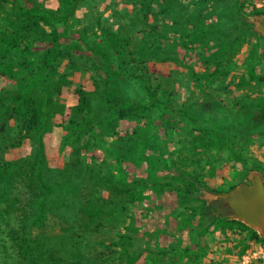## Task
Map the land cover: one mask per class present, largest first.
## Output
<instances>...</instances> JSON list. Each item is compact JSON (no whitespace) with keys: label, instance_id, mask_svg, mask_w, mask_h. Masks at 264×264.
<instances>
[{"label":"rangeland","instance_id":"rangeland-1","mask_svg":"<svg viewBox=\"0 0 264 264\" xmlns=\"http://www.w3.org/2000/svg\"><path fill=\"white\" fill-rule=\"evenodd\" d=\"M34 1L47 10L59 8L58 0ZM10 5L0 7V31H11ZM39 15L54 24L59 49L76 65L65 70L68 59L61 60L58 72H66L71 85L62 87L58 101L74 106L73 90L79 86L95 93L82 115L72 117L65 110L63 116L47 119L53 126L43 135L45 167L37 174L29 169L17 174L11 168L9 178L0 183V264H196L194 258L182 261L183 241L174 231L176 224L167 225V217L196 210L201 201L227 198L232 189L255 178L264 182V123L259 113L264 84L235 87L241 97L235 102L225 95L222 108L200 107L201 99L215 97V88L225 92L241 78L264 76V0H76L74 14L64 25H56L45 12ZM104 30L128 39L124 58L129 71L143 76L126 82L123 92L139 107L122 120L118 111L128 105L104 103L107 71L89 51L92 44H100ZM28 42L31 53L9 59L13 70L22 72L20 79L0 77V124H7L0 134V161L18 166L32 163L35 143L23 139L15 120L4 121L1 106H13L10 99L39 73L42 55L51 48L45 39ZM128 52L135 54L136 65ZM115 62L110 69L116 70ZM25 66L29 68L23 71ZM45 87L35 90L42 95ZM252 93L256 99L248 106L245 99ZM153 98L157 104L150 108ZM245 111L261 119L258 128L243 124ZM222 138L232 140L234 150L206 147ZM180 171L193 173L183 182ZM192 179L197 180L196 192L185 209L176 193L186 190ZM217 188L219 193L210 191ZM87 200L102 212L95 218L99 227L84 231L80 210ZM196 220L194 234L209 222L201 216ZM237 223L234 232L251 238L252 232ZM121 236L130 239L129 246Z\"/></svg>","mask_w":264,"mask_h":264},{"label":"trees","instance_id":"trees-1","mask_svg":"<svg viewBox=\"0 0 264 264\" xmlns=\"http://www.w3.org/2000/svg\"><path fill=\"white\" fill-rule=\"evenodd\" d=\"M20 1L21 0H0V7H2V5L11 4L8 9L9 12H7L8 18L11 17L8 21V27L11 31H0V77L15 81L20 79L22 72H15L9 59L14 54L31 53L32 50L31 45L28 42L29 39H45L51 48L46 50L42 55L41 63L37 68L39 73L35 74L29 83L25 82V84L22 85L21 91L14 94L10 99L13 106H7L5 103L1 106V108L4 109V121L15 120L19 127V133L22 134L23 139L34 142L35 147L32 151V157H29L33 160L30 164L26 163L18 166L17 163L0 161V183L9 178L11 168H16L17 174L24 173L26 169L37 174L41 166L45 167L46 158L43 135L48 130L52 129L53 126L51 123H47V119H53L55 116L64 115L66 107L58 101L57 97H60L63 86L71 85V82L66 80V72L59 74L58 67L63 59H68V64L64 66L65 70L72 71L76 67V65L70 61V56L64 57L62 51L59 49L60 36L54 24L47 17L39 15V12H45V14L49 16L56 25H64L67 23L69 15L72 16L74 14L76 0H58L59 8L56 10H47L37 4L34 0H26L25 4L21 6L19 5ZM42 26L50 28L51 31L49 33L45 32ZM101 36L102 40L100 44H92L89 51L92 52L93 59L100 65L101 69L107 71V80L104 82V103L110 106L119 104L128 105L126 108L118 111V119L122 120L126 116L135 113L138 110L139 103L136 102L135 99H132V95L130 93L128 94V91L126 93L121 91L120 79L125 80L126 82H131L141 80L143 76H135V74H132L129 71V63L124 58L125 48L128 47V39H124L110 30L102 31ZM74 46L79 48L78 44H74ZM226 49L227 47L225 48V46H223V52L226 51ZM134 55L135 54L132 52L127 53L128 59H131V63L136 65ZM114 59L116 60L115 63H117V66L115 67L116 70L110 69V63L112 64ZM220 65L221 63L217 64L218 67H220ZM28 68L29 66H25L23 71H26ZM54 76H57V79L54 81L55 85H52V79ZM111 78L113 79V83L110 82ZM254 82L264 84V76L256 78L255 75L251 74L249 80L241 78L239 84L235 87H246ZM43 84H46V87L43 88L44 93L39 95L35 88ZM110 87H112V91L109 90ZM93 93L95 92H88L81 86L73 90L76 104L68 109L72 117L82 115L89 109L91 105L90 96ZM156 104L157 102L153 98L150 108L154 107ZM242 110H246L245 105L242 106ZM245 112L247 117L243 124L249 129L258 128V126L261 125V119L256 116L254 111ZM259 113L262 115L264 123V108H261ZM72 119L73 118H71L70 124L75 125V121H72ZM251 120L253 121L251 122ZM242 127L245 126L243 125ZM6 130V122L0 124V134L4 133ZM19 145L20 142L16 144L15 148ZM235 146V143L227 138L218 139L216 142L211 141L206 145L207 148H226L231 151L234 150ZM190 173L193 172L180 171L179 177L183 182H186L191 175ZM37 177H39V174ZM192 180L193 182L188 184L189 187L186 190L176 193L179 205L183 206L185 209L188 206L187 204L193 200L192 193L194 191L196 192V183L194 184L195 179ZM204 188L208 190L206 185H204ZM220 190V188H217L210 191L213 193H219ZM232 191L233 189L231 192ZM120 194L122 193L120 192ZM216 205L215 202L207 204L203 201L197 205L196 210H189V213L185 212L183 215L180 214V221L177 222V230L182 231L185 227H188L189 232H191L195 226L194 222L198 221L196 220L197 217H203L207 210L219 211V208ZM80 211L84 217V224L81 227L84 231H89L92 227L94 229L99 227V223L95 226V218L102 212L101 208L97 209L87 200ZM225 212L226 211H224L223 214L220 213L223 217H214L212 220L211 224L215 227L214 230L227 228L230 231H234V227L240 225L233 220H227L224 217ZM98 219H100V216ZM207 231L208 229L204 228L197 232V236L201 238L204 233H207ZM121 238L123 241L122 243L125 246L130 245V239L128 237L121 236ZM251 238L257 240V235L252 233ZM196 248L197 250H194L186 246L181 253L182 261L187 257L194 258L196 264H204L200 260H202L205 254V249L200 243H197ZM159 255L163 254H158V256ZM170 257L172 261V251L170 252Z\"/></svg>","mask_w":264,"mask_h":264},{"label":"crops","instance_id":"crops-1","mask_svg":"<svg viewBox=\"0 0 264 264\" xmlns=\"http://www.w3.org/2000/svg\"><path fill=\"white\" fill-rule=\"evenodd\" d=\"M256 30V29H255ZM262 30V26L261 29ZM121 91H124V87H126V81L121 80ZM212 86V85H211ZM250 88V87H249ZM214 89V87H213ZM230 89V91H229ZM214 94V98L209 99H201L200 107H208L211 105H217L218 107H223L227 102L225 100V95L227 98H230L229 101H237L242 95L241 91L235 88V86L228 88L227 91L221 92L219 88H215V90H211ZM126 93V92H125ZM212 94V93H211ZM256 99V94L252 93L249 99H245L248 103L254 104ZM226 101V102H225ZM249 106V104H248ZM72 107V106H71ZM68 107L66 110L68 111ZM235 109H238L236 106ZM250 109V108H249ZM253 120H251L252 122ZM59 129V128H58ZM261 161L264 162V158H260ZM264 189L263 181H259ZM247 189H252L254 187V182L251 184L245 185ZM238 193V188L234 189L230 195V197H235ZM255 201H257V206L253 204H249L252 206L249 212H243L244 217L242 218L240 215L235 213L228 204V198H222V200H214L206 202L207 204L211 202H215L219 208V211H205V215H203V221L206 218L209 219V222L205 223V228L208 229L207 233H205L201 238L197 236V233L194 234L193 230L189 232L188 227H185L184 230H177V222L180 221V217H175L174 219L167 217V225L172 226L171 223H175L174 231L181 237L183 241L184 247H189L190 249H197V243H200L202 247L205 249V254L202 258V263H212V264H264V208L260 206V201L256 198L258 194L253 193L251 195ZM192 201L189 202V204ZM202 202V201H201ZM199 202V203H201ZM260 202V203H259ZM187 204V205H189ZM185 205V206H187ZM226 211L227 220H233L236 222H240L245 225L247 231L255 233L257 235V240L247 237H241L239 233L230 231L227 228L214 230V226L211 224L214 217H223L221 214ZM187 213H189L187 211ZM239 213V212H238ZM240 214L242 212L240 211ZM166 215L167 214H162ZM247 220V221H246ZM172 223V224H173ZM196 228L199 226L198 221L194 222ZM172 231V230H171ZM175 233V232H174ZM169 235L171 233L169 232ZM219 239V240H218ZM163 244H161L162 246ZM146 264V263H145ZM186 264V263H185Z\"/></svg>","mask_w":264,"mask_h":264},{"label":"water","instance_id":"water-1","mask_svg":"<svg viewBox=\"0 0 264 264\" xmlns=\"http://www.w3.org/2000/svg\"><path fill=\"white\" fill-rule=\"evenodd\" d=\"M261 26L264 32V20L261 22ZM259 181H260L259 179L255 178L253 180L254 187L252 189H247V186L242 185L238 187V193L235 197H230V195L227 196V198L229 199L228 204L230 208L235 213L240 215L242 218L244 217L243 212H247V211L249 212V210L253 205L257 206V201H255V199H253V197L251 196L253 193L258 194V197L256 199L261 202V203L259 202L260 206L264 208V189ZM250 203L253 205L249 206ZM240 211L242 212L243 215L240 214ZM263 226H264V222H263Z\"/></svg>","mask_w":264,"mask_h":264}]
</instances>
